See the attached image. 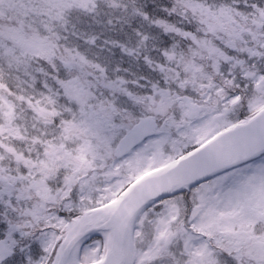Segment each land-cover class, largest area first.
<instances>
[{
	"label": "snow or ice",
	"instance_id": "obj_1",
	"mask_svg": "<svg viewBox=\"0 0 264 264\" xmlns=\"http://www.w3.org/2000/svg\"><path fill=\"white\" fill-rule=\"evenodd\" d=\"M0 264H264V0H0Z\"/></svg>",
	"mask_w": 264,
	"mask_h": 264
}]
</instances>
